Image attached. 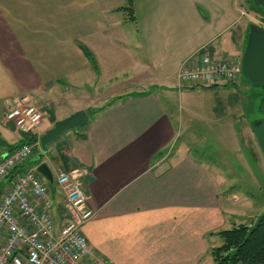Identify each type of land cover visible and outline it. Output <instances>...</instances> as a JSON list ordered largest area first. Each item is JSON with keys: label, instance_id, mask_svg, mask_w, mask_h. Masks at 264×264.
Wrapping results in <instances>:
<instances>
[{"label": "crops", "instance_id": "obj_1", "mask_svg": "<svg viewBox=\"0 0 264 264\" xmlns=\"http://www.w3.org/2000/svg\"><path fill=\"white\" fill-rule=\"evenodd\" d=\"M241 1L223 2L210 17L189 0H132L131 10L127 0H0V158L28 137L3 120L13 103L42 110L39 137L83 111L84 127L46 152L35 145L38 160L11 172L47 165L56 230L69 213L55 177L76 174L96 211L81 231L107 264H214L219 232L263 215L249 211V197L222 191L216 161L191 153L193 136L181 140L188 127L182 113L195 110L181 99L215 90L180 87L177 71L198 50L216 57L209 45L238 24ZM235 36L228 40L239 46ZM100 97L112 99L96 107ZM212 106V113L227 111ZM9 181L0 182V196Z\"/></svg>", "mask_w": 264, "mask_h": 264}, {"label": "built area", "instance_id": "obj_2", "mask_svg": "<svg viewBox=\"0 0 264 264\" xmlns=\"http://www.w3.org/2000/svg\"><path fill=\"white\" fill-rule=\"evenodd\" d=\"M240 75V57L214 59L202 50L186 58L176 74L180 87L203 88L234 84ZM42 117V110L31 102L13 103L3 116L5 122L29 137L0 158V182L10 176L9 187L0 196V264H107L93 255L81 231L96 211L76 174L60 171L55 177L57 192L69 213L66 223L56 230L47 180L36 166L11 172L28 160L39 144Z\"/></svg>", "mask_w": 264, "mask_h": 264}, {"label": "rangeland", "instance_id": "obj_3", "mask_svg": "<svg viewBox=\"0 0 264 264\" xmlns=\"http://www.w3.org/2000/svg\"><path fill=\"white\" fill-rule=\"evenodd\" d=\"M189 1L192 4V9L196 10V8L200 7L201 12L205 13L202 9L204 8L210 17L221 11L219 6L223 2L230 4V0ZM241 3L244 14L238 24H234L209 45V48L213 49L212 51L215 53L216 57H213L214 59H233L231 57L235 53L240 57L243 50L247 24L254 22L264 27L260 15L248 9V0H242ZM237 31L238 34L235 36ZM231 36L236 37L235 40L239 46H235L234 40L233 42L228 40ZM222 42L224 43L222 44ZM196 88L215 91L208 92L207 97L199 91L202 97L194 93L186 95L181 99L184 105L195 108V110L186 112V114L182 113L187 118L185 125H188V127L184 126L186 128L182 130L181 140L185 138L187 140V137L193 136V138L190 137V143L192 144L191 153L196 152L203 156L202 158L204 159L211 157V159L213 158L216 161L223 173L222 191L230 190L231 192H238L249 197V201L251 202L249 211H262V216H264V159L249 124L251 118L259 117L257 108H255V103L258 102L255 92L259 91V88L252 87L242 75L232 85L214 86L207 89L203 87ZM103 99L102 97L95 99L94 105L101 107L107 104L112 98ZM173 101L174 103L178 102V98L173 96ZM211 102L215 108H218L220 105L225 110L227 109V111L220 113L218 108L216 110L218 113L215 112V109L212 113L211 109H209ZM194 111L197 113L195 114ZM216 115L219 117H216ZM214 118H219L220 120L214 121ZM230 121L232 132H236L234 135L232 133L231 137L228 126ZM69 132L73 131L62 133L55 141L60 140L66 134H69ZM228 139L232 141V144L227 143ZM234 139L236 140V144ZM37 157L38 152L34 153L30 158L38 160ZM205 161L211 163L209 160ZM52 174L55 176L56 172H52ZM46 183L48 186L52 182L46 181ZM247 220H250V218ZM221 242L222 240L220 239V244Z\"/></svg>", "mask_w": 264, "mask_h": 264}, {"label": "water", "instance_id": "obj_4", "mask_svg": "<svg viewBox=\"0 0 264 264\" xmlns=\"http://www.w3.org/2000/svg\"><path fill=\"white\" fill-rule=\"evenodd\" d=\"M251 2L255 8L264 7V0H251ZM241 75L252 87L259 88V91L255 92V96L258 98L255 108H257L259 117L251 118L249 124L264 159V27L254 22L248 23L246 27L241 54ZM86 123L87 117L83 111L74 112L70 116L56 121L39 138L42 152H46L47 145L63 132L75 131L84 127ZM36 170L46 180L52 181L51 172L45 163H39Z\"/></svg>", "mask_w": 264, "mask_h": 264}, {"label": "trees", "instance_id": "obj_5", "mask_svg": "<svg viewBox=\"0 0 264 264\" xmlns=\"http://www.w3.org/2000/svg\"><path fill=\"white\" fill-rule=\"evenodd\" d=\"M126 9H132V0H127ZM248 9L257 12L264 23V7L255 8L251 0H248ZM83 50L93 59L85 48ZM20 143L10 149L16 148ZM219 235L222 244L211 251L214 264H264V216H260L251 226L233 225L220 231Z\"/></svg>", "mask_w": 264, "mask_h": 264}]
</instances>
